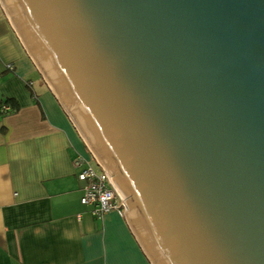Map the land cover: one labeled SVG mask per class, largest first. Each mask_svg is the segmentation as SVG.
Returning a JSON list of instances; mask_svg holds the SVG:
<instances>
[{"label": "water", "instance_id": "obj_1", "mask_svg": "<svg viewBox=\"0 0 264 264\" xmlns=\"http://www.w3.org/2000/svg\"><path fill=\"white\" fill-rule=\"evenodd\" d=\"M0 6L150 264H264V0Z\"/></svg>", "mask_w": 264, "mask_h": 264}, {"label": "crops", "instance_id": "obj_2", "mask_svg": "<svg viewBox=\"0 0 264 264\" xmlns=\"http://www.w3.org/2000/svg\"><path fill=\"white\" fill-rule=\"evenodd\" d=\"M81 158L88 149L0 6V264H150L125 213L81 203Z\"/></svg>", "mask_w": 264, "mask_h": 264}, {"label": "built area", "instance_id": "obj_3", "mask_svg": "<svg viewBox=\"0 0 264 264\" xmlns=\"http://www.w3.org/2000/svg\"><path fill=\"white\" fill-rule=\"evenodd\" d=\"M1 111L10 113L14 108L6 103L2 105ZM79 162L88 164L78 175L79 180L85 182L81 203L93 207L94 216L101 217L112 211L123 215L126 210L125 199L113 184L110 175L104 169L93 165L95 162L91 155L89 160L81 158Z\"/></svg>", "mask_w": 264, "mask_h": 264}, {"label": "rangeland", "instance_id": "obj_4", "mask_svg": "<svg viewBox=\"0 0 264 264\" xmlns=\"http://www.w3.org/2000/svg\"><path fill=\"white\" fill-rule=\"evenodd\" d=\"M93 165L96 167V164L95 163H93Z\"/></svg>", "mask_w": 264, "mask_h": 264}]
</instances>
